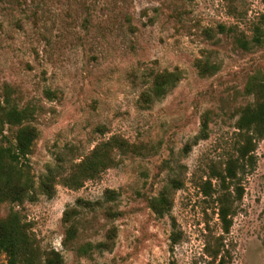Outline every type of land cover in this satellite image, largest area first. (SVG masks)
<instances>
[{"label": "rangeland", "instance_id": "1", "mask_svg": "<svg viewBox=\"0 0 264 264\" xmlns=\"http://www.w3.org/2000/svg\"><path fill=\"white\" fill-rule=\"evenodd\" d=\"M176 70V85L145 103L156 75ZM263 74L264 0H0V145L17 131L1 122L6 87L12 104L36 108L40 134L29 157L34 199L3 204L1 216L18 212L42 256L56 251L63 264H220L222 255L264 264V139L237 179L218 177L240 157L236 123ZM114 135L138 153L117 154L81 189L61 184ZM60 164L55 195L41 194L40 179ZM166 189L172 210L158 217L150 202Z\"/></svg>", "mask_w": 264, "mask_h": 264}, {"label": "trees", "instance_id": "2", "mask_svg": "<svg viewBox=\"0 0 264 264\" xmlns=\"http://www.w3.org/2000/svg\"><path fill=\"white\" fill-rule=\"evenodd\" d=\"M206 68V69H205ZM201 68L203 71L212 69L211 66ZM182 74L179 70L162 72L154 78L153 94H143L145 103H152L154 99L163 98L172 86L180 80ZM6 103L1 108V122L5 125L17 127L14 139L7 145H0V208L5 203L22 204L33 200L36 190V180L30 166V155L35 142L39 138V131L32 124L37 110L34 106L19 108L10 102L11 88L6 87ZM249 94L256 98L255 104L241 110V116L236 127L244 133V145L240 148V157L230 160L225 174H218L219 179L225 183L227 179H237L238 169L243 168L244 161H253L257 141L264 139V74L255 77L247 88ZM47 96L54 95L47 91ZM208 118L204 119L200 138H207ZM139 146L129 142L126 138L114 135L107 141L99 143L89 155L80 162H73L65 174H61V184L70 189H81L89 180H95L106 170L115 167L118 162L117 154H136ZM243 161V162H242ZM59 169L50 166L38 184L41 194L48 197L55 195L56 181ZM242 199V193L239 194ZM79 202V201H78ZM172 198L169 190L163 191L157 198L150 202L153 212L158 217L169 214L172 210ZM233 214L230 198L224 195L221 199L219 216L226 233L232 226ZM65 222H70L71 214H65ZM76 236L73 225L67 230L66 241H71ZM173 244L177 243L176 235L172 236ZM4 255L8 264H63L61 254L52 251L47 256H42L34 236L30 232V225L22 220L18 212H12L6 217L0 213V256ZM220 254L216 255V258ZM225 256L222 255V264Z\"/></svg>", "mask_w": 264, "mask_h": 264}]
</instances>
